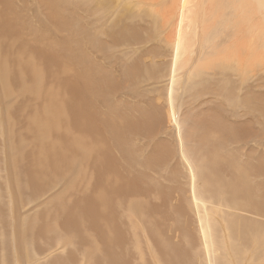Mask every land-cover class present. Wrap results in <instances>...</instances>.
Listing matches in <instances>:
<instances>
[{"label": "rangeland", "instance_id": "1", "mask_svg": "<svg viewBox=\"0 0 264 264\" xmlns=\"http://www.w3.org/2000/svg\"><path fill=\"white\" fill-rule=\"evenodd\" d=\"M75 1L0 0V259L84 264L87 238L88 243L102 238L101 247L113 254L106 259L111 263L264 264V106L258 110L256 89L247 91L258 77L246 81L232 74L217 83L234 93L216 86L199 95L190 89L197 90L191 76L201 60L192 68L177 60L179 70L190 69L175 74L172 83L179 70L175 66L171 73L176 51L168 46L166 73L157 66L161 73H152V85L139 62L159 48L157 33L136 44L101 35L113 27L120 31V22L114 23L132 8L126 2L131 1L111 0L105 8L96 0ZM33 47L41 48L37 56ZM134 63L142 80L137 97L135 75L127 70ZM158 79L164 82L157 84ZM164 84L172 87V101ZM133 102L137 107L129 108ZM170 102H175L173 116ZM56 117L61 125L45 136L42 122ZM75 137L90 145L86 152L73 147ZM206 226L212 234L208 244L202 234ZM59 236L76 241L64 250Z\"/></svg>", "mask_w": 264, "mask_h": 264}, {"label": "bare ground", "instance_id": "2", "mask_svg": "<svg viewBox=\"0 0 264 264\" xmlns=\"http://www.w3.org/2000/svg\"><path fill=\"white\" fill-rule=\"evenodd\" d=\"M53 1V0H52ZM78 1V0H76ZM75 1V2H76ZM97 3L100 6L105 7H110L111 5V0H96ZM125 1V0H124ZM131 2L126 1L129 3V6L134 8V12L131 11L132 8L128 7V9H125L123 12L119 14V18L116 20L114 25L116 26L120 22V31L117 28L111 29L110 31H105L104 34L101 35H107L113 37V41L117 40L120 38V44L122 43H127L131 44L133 42H137L138 40L142 39L145 36H148L147 39L153 38L155 34L157 33L158 37L154 38H159L160 46L159 48L154 51H149L152 48H148L147 46L145 47V51H149L146 54H143L144 52L141 53L143 56H145L143 62L141 63V66L144 65V68L147 71L148 76V81L152 85H156L153 79V74H160L161 72L159 71L160 68H157L159 65H163L164 68H162V71L166 73V59L168 60V54L167 51H170L168 48L173 46L171 49L174 48L176 51L173 53V60H172V66L173 69L171 70V73L176 72L177 70L174 68L175 66L178 67V70L180 69V66H177L180 62H183L185 64H190V68H192L196 63H198V60H201L198 65V67L195 69L196 71L192 73V77L194 78L195 81V86L197 87V90H193V88L189 89L198 92H203L207 93L210 91L211 88H215L216 86H219L221 89H219V92L230 94L234 93L236 89L232 90L231 92H224V86H220L219 83L217 82H222L224 84L227 81V77L232 79V74L233 76L241 77L243 80L246 81H252L254 77H258L253 80V83H249L247 86V91L248 93L252 94L255 91V95H253L255 98L258 99V110L262 111L261 109L263 108V101H264V0H130ZM67 2V1H66ZM125 2V3H126ZM52 3V2H51ZM54 3V2H53ZM77 3V2H76ZM126 3V4H127ZM63 4V3H62ZM70 4V3H69ZM72 4V3H71ZM132 4V5H131ZM46 5V4H44ZM55 5V3H54ZM53 5V7H55ZM60 5V4H59ZM57 4V6H59ZM123 5V4H122ZM120 3V7L122 6ZM135 5V7H133ZM62 6V5H61ZM64 6V5H63ZM125 8V4L123 5ZM122 6V7H123ZM49 7V6H48ZM60 7V6H59ZM58 7V8H59ZM41 8V7H40ZM123 8V9H124ZM22 9V8H21ZM27 9V8H26ZM43 9V7L41 8ZM56 9V8H55ZM86 9V8H85ZM50 10V9H49ZM59 10V9H58ZM118 10V9H117ZM41 11V10H40ZM45 11V10H43ZM54 11V10H53ZM102 11V10H101ZM73 12V11H72ZM42 13V11H41ZM45 13L48 14L47 11ZM44 13V14H45ZM21 14V13H20ZM44 14L41 16H44ZM76 14V13H74ZM28 15V14H27ZM31 15V14H30ZM73 15V14H72ZM52 16V15H51ZM75 16V15H74ZM54 17V16H53ZM52 17V18H53ZM59 17V16H58ZM39 18V17H38ZM105 19V18H104ZM116 19V18H115ZM83 20V18H82ZM57 21V20H56ZM130 21V22H129ZM66 22V21H65ZM15 23V22H14ZM18 26V25H17ZM26 27V26H25ZM41 27V26H40ZM20 29V28H19ZM28 29V28H27ZM26 29V30H27ZM32 30V29H31ZM44 30V29H43ZM100 30V29H99ZM115 30V34L112 32ZM34 31V30H32ZM97 31V30H96ZM49 32V31H48ZM93 32V31H92ZM43 33V32H42ZM72 33V31H71ZM78 33V32H77ZM35 37V43L37 39V33L35 34V31L33 32ZM76 34V33H75ZM100 34V33H98ZM40 35V34H39ZM74 35V34H72ZM78 35V34H77ZM97 35V34H95ZM33 36V37H34ZM44 36V35H41ZM49 37V36H48ZM83 38V37H82ZM24 39V38H23ZM22 39V40H23ZM84 39V38H83ZM88 38H86L87 40ZM32 40V43H34ZM79 40V39H78ZM98 40V39H96ZM100 40V39H99ZM155 40V39H154ZM19 41V40H16ZM15 41V42H16ZM81 41V40H80ZM82 40L81 42H83ZM88 41V40H87ZM156 41V40H155ZM229 41H231L229 43ZM12 42V43H15ZM40 42V41H39ZM80 42V43H81ZM148 42V40H147ZM84 43V42H83ZM87 43V42H86ZM100 43V42H99ZM143 43V42H142ZM229 43V44H228ZM23 44V43H22ZM101 44V43H100ZM145 44V43H144ZM164 44L167 45V49L164 47ZM16 45V43H15ZM24 44L22 45L23 48L28 47L27 45L24 47ZM31 45V44H30ZM33 45V44H32ZM74 45V44H73ZM83 45V44H82ZM86 45V44H85ZM125 45V44H123ZM20 44L19 48L20 49ZM35 46V45H34ZM77 46V45H76ZM75 46V47H76ZM91 46V45H90ZM94 46V45H93ZM169 46V47H168ZM15 47V46H12ZM32 47V46H30ZM141 47V46H140ZM17 48V46H16ZM22 48V49H23ZM36 49V53L33 52L35 55L37 54L38 51L41 52V48L38 50L37 47H33ZM123 48V46H122ZM144 48V47H143ZM31 49V48H29ZM137 49V48H136ZM205 49L206 54L205 56L201 59L199 56L202 54V50ZM38 50V51H37ZM52 50V49H51ZM140 50V49H139ZM138 50V51H139ZM19 51V50H18ZM82 51V50H81ZM204 51V50H203ZM21 52V55L24 57L23 50L19 51ZM43 52V51H42ZM73 52V51H72ZM77 52V51H76ZM121 52V50H120ZM136 52V51H134ZM57 53V52H56ZM129 53V52H128ZM140 53V52H139ZM27 57L29 56V52H27ZM41 54V53H40ZM45 54V53H44ZM31 55V54H30ZM43 55V54H42ZM77 55V54H76ZM123 55V54H122ZM140 55V54H139ZM16 54L14 55V57ZM37 56V55H36ZM49 56V55H48ZM129 56V55H128ZM20 57V56H19ZM17 55V59H19ZM22 57V58H23ZM26 57V58H27ZM42 57V56H41ZM79 57V56H78ZM131 57V56H129ZM140 57V56H139ZM198 57L200 59H198ZM202 57V56H201ZM16 59V60H17ZM21 59V58H20ZM32 59V58H31ZM131 59V58H130ZM136 59V58H135ZM40 60V59H39ZM76 60V59H75ZM80 60V59H77ZM84 60V59H82ZM179 60L180 62L178 63ZM132 61H135L132 59ZM170 62V60H168ZM80 62V61H79ZM82 62V61H81ZM131 61H129L130 63ZM128 63V64H129ZM138 63V64H139ZM136 63H134L135 65ZM136 64L133 68L130 67V65H127V70L130 72H133V69L139 68V65ZM58 64H56L57 66ZM65 65V64H64ZM59 66V65H58ZM60 68H63L60 67ZM190 68L186 69L185 71L189 70ZM55 69V68H54ZM66 69V68H65ZM75 69V68H74ZM140 69V68H139ZM53 70V69H52ZM76 70V69H75ZM125 68L123 67V72ZM168 70V71H170ZM182 70V71H181ZM178 72L173 74V80L175 79L174 76L175 74L177 75L178 73H184L186 72L181 69ZM83 71V70H82ZM88 71V70H87ZM173 71V72H172ZM81 72V71H80ZM85 72V71H84ZM190 72V71H189ZM143 73V72H142ZM163 74V73H162ZM133 75H135V79L132 85H135L136 91L134 90L132 93L137 97V94L141 96L140 88L138 85L141 83L139 80L141 79V76H138L136 72H133ZM166 75V74H165ZM164 75V77H165ZM171 75V74H170ZM183 75V74H182ZM183 75V76H184ZM89 76V75H88ZM161 76V75H160ZM169 76V75H168ZM167 76V77H168ZM163 77V76H162ZM145 78V77H144ZM179 78V77H178ZM180 79V78H179ZM186 79V78H185ZM159 80V79H158ZM257 80V81H255ZM172 81V80H171ZM179 81V80H178ZM193 81V82H194ZM40 84L43 81H39ZM164 82L163 80L157 81V84ZM170 82V81H169ZM172 81V83H175ZM181 82V81H180ZM192 82V80H191ZM83 83V82H82ZM179 83V82H178ZM190 83V82H189ZM149 84V83H148ZM191 84V83H190ZM194 85V84H193ZM191 86V85H190ZM112 87V86H111ZM138 87V88H137ZM165 90L168 91L171 97H173L172 94V87L166 86V84L163 85ZM163 88V89H164ZM174 88V87H173ZM63 89V88H62ZM113 89V88H112ZM183 89V88H182ZM187 89V90H189ZM189 90V91H190ZM174 91V90H173ZM191 91V94L193 93ZM163 92V91H162ZM218 92V91H217ZM156 93V91H155ZM158 93V92H157ZM164 93V92H163ZM166 93V92H165ZM68 94V93H67ZM159 94V93H158ZM218 94V93H217ZM160 95V94H159ZM200 95V94H199ZM220 95V94H219ZM153 96V94H151ZM150 96V97H151ZM250 96V95H249ZM133 97V96H132ZM149 97V95H148ZM155 97V95H154ZM168 95L166 96V98ZM179 97V96H178ZM210 97V96H209ZM199 98V97H197ZM173 99V98H172ZM167 100V99H166ZM165 100V101H166ZM192 100V99H191ZM168 101V100H167ZM166 101V103H167ZM172 101V100H171ZM127 102V101H126ZM130 103V102H127ZM165 103V102H164ZM165 103V105H166ZM173 102H170V108L168 109L170 113L173 116V107L171 106ZM175 103V102H174ZM173 103V104H174ZM207 103V102H205ZM201 104V103H200ZM169 105V101H168ZM199 105V104H198ZM247 105V104H245ZM130 107H137V104L134 102L131 103ZM167 108H169L167 106ZM186 113V112H185ZM233 113V112H232ZM237 113V112H236ZM74 114V113H72ZM167 114V113H165ZM167 114V115H168ZM241 115V113H240ZM59 116V115H58ZM170 117V115H168ZM73 117H75L73 115ZM123 117V116H122ZM235 117V116H234ZM233 117V118H234ZM167 118V117H166ZM172 119V118H169ZM61 117L54 118V119H48L44 120L42 122L43 128L45 130V136L47 135L49 130H52L57 127V125H61ZM128 121V120H127ZM176 121V120H175ZM260 121V120H259ZM126 122V120H125ZM129 122V121H128ZM174 123V121H172ZM170 122V123H172ZM128 124V123H127ZM139 124V123H138ZM176 125V123H174ZM178 125V122H177ZM176 125V126H177ZM122 126V125H121ZM144 127V126H143ZM80 128V127H79ZM146 128V127H144ZM205 128V127H204ZM58 129V127H57ZM141 129V128H140ZM147 130V129H146ZM53 131V130H52ZM132 131V130H131ZM136 131V130H135ZM39 130L37 128V136H39ZM134 133V132H133ZM137 133V132H136ZM141 133V132H139ZM181 133V132H179ZM49 134V133H48ZM182 135V133H181ZM240 135V134H239ZM52 136V135H51ZM70 137V135H69ZM73 137V135H72ZM180 137V136H179ZM45 138V137H44ZM58 138V137H57ZM104 138V137H103ZM183 140V135L181 137ZM181 139V140H182ZM208 139V138H207ZM40 140V139H39ZM71 140V139H70ZM73 140V147L78 148V151L81 153L86 152V149L88 148V143L85 140H81L79 138H72ZM12 141V140H11ZM45 141V140H44ZM48 141V140H47ZM46 141V142H47ZM180 141V140H179ZM212 142V138L210 139ZM44 142V145L46 144ZM93 142V141H92ZM188 142V141H187ZM181 143V142H180ZM186 143V142H185ZM216 144V143H215ZM182 145V143H181ZM179 145V146H181ZM214 145V144H213ZM15 146V145H14ZM94 146V145H93ZM183 146V145H182ZM190 146V145H189ZM214 147V146H213ZM183 148V147H182ZM181 148V149H182ZM199 148V147H198ZM184 150V148L182 149ZM194 150V149H193ZM131 151V150H130ZM133 151V150H132ZM195 151V150H194ZM90 152V151H89ZM88 152V153H89ZM187 153V151H186ZM46 154V153H45ZM183 154V153H182ZM190 154V153H189ZM198 154V153H197ZM191 155V154H190ZM183 156V155H182ZM192 156V155H191ZM56 157V155H55ZM183 159L185 157H182ZM188 158V156H187ZM196 158V157H195ZM190 160V159H189ZM183 161V160H182ZM55 162V160H54ZM190 162V161H189ZM187 162V163H189ZM40 163V162H39ZM60 163V162H59ZM207 163V162H206ZM55 164V163H54ZM69 164V163H68ZM191 164V163H190ZM189 164V165H190ZM193 165V164H192ZM191 165V166H192ZM208 166V165H207ZM210 167V166H209ZM208 168V167H207ZM189 169V168H188ZM211 169V168H210ZM187 170V169H186ZM202 170V169H201ZM209 170V168H208ZM192 170V175H193ZM191 172V171H190ZM189 172V173H190ZM195 172V171H194ZM254 172V171H253ZM205 173V171H204ZM207 173V172H206ZM210 173V172H209ZM82 174V173H81ZM196 174V172H195ZM198 175V174H196ZM45 176V175H44ZM42 177V176H41ZM192 177V176H191ZM198 176L192 177L193 179ZM238 177V176H237ZM244 177V176H243ZM242 177V178H243ZM213 179V178H212ZM201 180V179H200ZM210 180V179H209ZM196 181V179H195ZM204 181V180H202ZM201 181V183H202ZM211 181V180H210ZM191 182V181H190ZM189 182V183H190ZM217 182V181H216ZM241 182V181H240ZM196 183V182H195ZM194 183V184H195ZM200 181H198V184ZM210 183V182H209ZM213 183V182H211ZM210 183V184H211ZM72 188L74 186V182H69L68 183ZM193 184V185H194ZM197 184V183H196ZM195 184V185H196ZM205 184V182H204ZM208 184V183H207ZM209 184V185H210ZM215 186L213 187H216ZM192 185V184H191ZM214 185V183L212 184ZM127 186V185H126ZM184 186V185H182ZM205 188V186H202ZM194 189V188H191ZM213 189V188H210ZM196 189H194L195 191ZM209 191V190H208ZM197 192V190H196ZM207 192V191H206ZM119 193V192H118ZM122 193V191H121ZM191 193V192H190ZM189 193V194H190ZM194 194V192H192ZM100 194V193H99ZM260 194V193H259ZM192 195V194H191ZM183 196V195H182ZM121 197V196H120ZM213 197V196H212ZM210 197V198H212ZM260 197V196H259ZM258 197L259 200H261ZM118 198V197H116ZM197 201V196L195 195L194 197ZM190 200L191 198L188 197ZM253 199V198H252ZM58 200V199H57ZM61 200V199H60ZM100 201L103 200V198L99 199ZM106 200V199H105ZM111 200V199H109ZM121 200V199H120ZM254 200V199H253ZM258 200V201H259ZM188 201V200H187ZM211 201V200H210ZM262 201V200H261ZM109 204L111 201H108ZM126 202V201H125ZM135 203L136 201H132ZM173 202V201H172ZM191 202V201H190ZM205 202V201H204ZM137 203V202H136ZM141 203V202H140ZM197 203H200L197 201ZM233 204H235L233 202ZM102 205V204H101ZM119 205V204H118ZM198 205V204H197ZM201 206V204H199ZM231 205V204H230ZM264 205V204H263ZM176 206V205H175ZM235 206V205H234ZM43 207V206H42ZM97 207V206H96ZM138 207V205H137ZM206 207V206H205ZM50 208V207H49ZM192 208V207H191ZM263 208V206L261 207ZM133 209V208H131ZM202 209V206H201ZM204 209V208H203ZM134 210V209H133ZM236 210H237V205H236ZM264 212V208L261 209ZM46 211V210H45ZM152 211V210H151ZM46 213V212H45ZM48 213V212H47ZM106 213V212H105ZM104 215V214H103ZM100 217V216H99ZM102 218V217H101ZM104 219V218H103ZM92 220H94L92 218ZM100 220V219H98ZM63 221V220H62ZM101 221V220H100ZM94 222V221H93ZM202 223V222H201ZM259 223V222H258ZM256 223V225H259ZM97 224V220H96ZM96 224H93L96 226ZM109 224V223H108ZM204 225V222L202 223ZM50 225V224H49ZM92 225V221H91ZM263 225V224H260ZM52 226V225H51ZM93 226V227H95ZM98 226V225H97ZM116 226V225H115ZM103 227V226H102ZM211 227V226H210ZM65 228V227H64ZM97 228V227H95ZM113 228V227H112ZM256 228V227H255ZM107 229V228H106ZM110 229V228H109ZM58 230V229H57ZM98 230V229H97ZM117 230V229H115ZM59 231V230H58ZM101 231V230H100ZM103 231V230H102ZM101 231V232H102ZM258 231V230H257ZM56 232V231H55ZM75 232V231H74ZM98 232V231H97ZM89 233V232H88ZM103 233V232H102ZM217 233V232H216ZM251 233V232H250ZM91 235V233H89ZM203 236H205V243L208 244L210 241V236L212 234L210 233L209 227H205V229L202 230ZM254 234V233H253ZM89 235V236H90ZM102 235V234H101ZM255 235V234H254ZM264 235V234H263ZM240 236V235H238ZM257 238V234L255 235ZM260 236V234H259ZM82 237V236H80ZM88 237V236H87ZM96 237V236H95ZM100 237V236H99ZM102 237V236H101ZM115 237H108V236H103V239H107L109 242L115 243ZM122 237V236H121ZM264 237V236H263ZM58 236H56V239ZM59 238L63 241V249L66 250L68 245L73 244L75 240V236H59ZM79 238V237H78ZM84 238V237H83ZM237 238V237H236ZM55 239V240H56ZM85 239V238H84ZM188 239V237H187ZM79 240V239H78ZM101 240L102 238H92L90 242L88 243V238H87V245L84 247V251H87V254L85 256V262L84 264H119L118 261H114L111 263L110 261H106V259L113 257L112 252H110L109 249H106L104 247H101ZM121 240V239H120ZM119 238H116V241H120ZM245 240V239H244ZM264 241V240H263ZM80 242V241H79ZM82 242V241H81ZM84 242V240H83ZM210 243V242H209ZM237 243V241L235 242ZM243 243V242H241ZM205 244V245H206ZM239 244V243H238ZM34 246V245H33ZM81 246V245H80ZM179 246V245H178ZM207 246V245H206ZM205 246V247H206ZM245 246V243H244ZM108 247V246H107ZM130 247V246H129ZM182 247V246H181ZM186 247V246H185ZM208 247V246H207ZM238 247V246H237ZM75 248V247H74ZM234 248L237 250L238 248L234 247L231 248L234 250ZM191 249V248H190ZM207 249V248H206ZM218 249V248H217ZM244 249V248H243ZM246 249V248H245ZM114 250V249H113ZM185 250V249H184ZM232 250V251H233ZM234 250L233 253H239V250ZM242 250V247H241ZM71 251V250H70ZM80 251V250H79ZM123 251V250H122ZM193 251V250H192ZM209 251V250H208ZM207 251V253H208ZM216 251V249H215ZM243 251V250H242ZM241 251V252H242ZM117 252V251H115ZM114 252V253H115ZM136 252V251H135ZM244 252V251H243ZM246 252V251H245ZM145 253V252H144ZM200 253V252H199ZM120 254V252H119ZM213 254V252H212ZM221 254V253H220ZM219 254V256H220ZM225 254V253H224ZM60 255V254H59ZM202 255V254H201ZM1 256V255H0ZM214 256V255H213ZM239 257V256H238ZM242 257V255L240 256ZM244 257V256H243ZM7 257H2L0 259V264H8L6 261ZM203 259V258H202ZM244 260V258H242ZM109 260V259H108ZM214 260V258H213ZM220 260V258H219ZM228 260V259H227ZM120 261V260H119ZM162 261V260H161ZM205 261V260H204ZM238 261V259H237ZM99 262V263H98ZM239 262V261H238ZM70 263V262H69ZM125 263V262H124ZM138 263V262H137ZM164 264V262L162 261ZM168 263V262H167ZM201 263V262H200ZM203 263V262H202ZM216 263V262H215ZM212 263V261L209 262V264H215ZM171 264V263H170ZM196 264V263H195ZM225 264V263H224Z\"/></svg>", "mask_w": 264, "mask_h": 264}]
</instances>
